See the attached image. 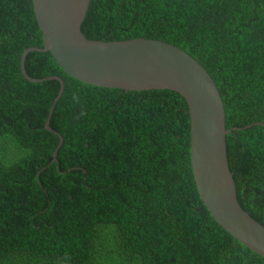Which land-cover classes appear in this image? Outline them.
Wrapping results in <instances>:
<instances>
[{
	"label": "trees",
	"instance_id": "trees-1",
	"mask_svg": "<svg viewBox=\"0 0 264 264\" xmlns=\"http://www.w3.org/2000/svg\"><path fill=\"white\" fill-rule=\"evenodd\" d=\"M90 39L173 43L214 78L241 206L264 225V0H91ZM32 0H0V264H264L194 180L186 100L84 83L50 51ZM256 122H261L256 124Z\"/></svg>",
	"mask_w": 264,
	"mask_h": 264
},
{
	"label": "water",
	"instance_id": "water-1",
	"mask_svg": "<svg viewBox=\"0 0 264 264\" xmlns=\"http://www.w3.org/2000/svg\"><path fill=\"white\" fill-rule=\"evenodd\" d=\"M91 0H32L44 46H32L21 56L24 76L33 82L55 79L60 89L50 107L45 127L61 97L65 82L59 75L34 78L27 73L30 51H50L72 77L92 85L125 90L169 89L187 102L190 115V152L194 180L203 203L215 220L234 238L264 257V225L239 203L230 170L222 96L209 71L185 49L156 38L95 40L81 26ZM261 122H256L259 124Z\"/></svg>",
	"mask_w": 264,
	"mask_h": 264
}]
</instances>
